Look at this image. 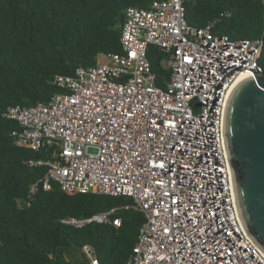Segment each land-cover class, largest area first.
<instances>
[{
	"label": "built area",
	"instance_id": "1",
	"mask_svg": "<svg viewBox=\"0 0 264 264\" xmlns=\"http://www.w3.org/2000/svg\"><path fill=\"white\" fill-rule=\"evenodd\" d=\"M120 45L91 68L56 76L61 91L47 102L7 108L4 115L21 127L13 133L18 143L53 153L28 161L47 168L42 189L54 181L67 195L130 198L124 208L144 222L126 264H264L237 218L222 137L231 88L247 73H263L262 40L234 41L213 33L212 24L192 27L183 0H160L126 8ZM149 47L170 72L164 87ZM35 193L33 185L20 203ZM116 211L62 223L118 228ZM82 251L87 264H99L90 246Z\"/></svg>",
	"mask_w": 264,
	"mask_h": 264
},
{
	"label": "trees",
	"instance_id": "2",
	"mask_svg": "<svg viewBox=\"0 0 264 264\" xmlns=\"http://www.w3.org/2000/svg\"><path fill=\"white\" fill-rule=\"evenodd\" d=\"M160 0H0V264H87L90 246L99 264H126L144 222L141 212L124 207L131 199L94 193L67 195L58 184L42 189L48 149L32 151L13 133L21 127L4 114L8 107L26 108L61 90L52 82L91 68L100 55L121 52L120 29L128 7L147 9ZM185 20L195 28L212 24V32L231 40H262L258 60L264 73V0H183ZM157 84L170 72L163 55L147 50ZM29 204L20 203L32 186ZM117 208L118 228L88 223L63 224L69 217L86 219Z\"/></svg>",
	"mask_w": 264,
	"mask_h": 264
},
{
	"label": "water",
	"instance_id": "3",
	"mask_svg": "<svg viewBox=\"0 0 264 264\" xmlns=\"http://www.w3.org/2000/svg\"><path fill=\"white\" fill-rule=\"evenodd\" d=\"M254 76H242L227 95L222 137L239 224L264 254V73Z\"/></svg>",
	"mask_w": 264,
	"mask_h": 264
},
{
	"label": "crops",
	"instance_id": "4",
	"mask_svg": "<svg viewBox=\"0 0 264 264\" xmlns=\"http://www.w3.org/2000/svg\"><path fill=\"white\" fill-rule=\"evenodd\" d=\"M98 59V58H97Z\"/></svg>",
	"mask_w": 264,
	"mask_h": 264
}]
</instances>
